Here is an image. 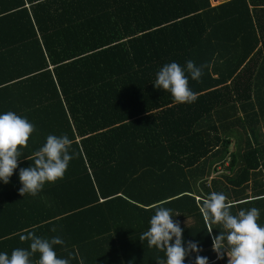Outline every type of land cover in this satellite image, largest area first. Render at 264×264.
I'll list each match as a JSON object with an SVG mask.
<instances>
[{"label": "trees", "instance_id": "obj_1", "mask_svg": "<svg viewBox=\"0 0 264 264\" xmlns=\"http://www.w3.org/2000/svg\"><path fill=\"white\" fill-rule=\"evenodd\" d=\"M188 60L206 67L189 77L198 98L178 104L153 83ZM263 78L264 0H0V114L36 128L0 181V252L28 248L20 237L34 232L61 238L58 257L76 264H156L165 253L139 239L163 204L180 214L185 247L227 264L212 250L222 226L209 235L200 206L222 192L264 226ZM64 134L76 153L64 177L21 196L20 169Z\"/></svg>", "mask_w": 264, "mask_h": 264}, {"label": "clouds", "instance_id": "obj_2", "mask_svg": "<svg viewBox=\"0 0 264 264\" xmlns=\"http://www.w3.org/2000/svg\"><path fill=\"white\" fill-rule=\"evenodd\" d=\"M205 67L192 60H188L185 67L177 62L165 64L156 73L154 87L169 92L178 104L193 103L198 96L189 87V77L199 82ZM34 131L35 126L25 117L13 111L0 114V181L4 184L9 183L18 168L20 149L27 146ZM72 144L73 140L67 134L48 135L46 143L33 153L32 165L19 171L20 195L36 197L46 183L62 179L76 155L71 151ZM231 208L232 204L222 192H212L200 206L208 234H212L213 224L221 225L223 229L219 235L212 236V250L217 259H224L226 255L228 264H264V226L258 223L259 210L252 207L233 214ZM178 215L163 204L157 205L149 221L150 227L139 240L147 241L149 247L165 253L166 259L157 258L156 264H184L185 258L193 252L197 253L195 264H209L208 257L199 255L203 249L198 241H189L187 247L184 246L183 229L173 220ZM20 239L30 242L29 247L15 248L10 255L0 252V264H70L69 259L59 258L55 251L56 245L64 244L59 237L49 239L29 232ZM36 253H39V259L34 261Z\"/></svg>", "mask_w": 264, "mask_h": 264}, {"label": "crops", "instance_id": "obj_3", "mask_svg": "<svg viewBox=\"0 0 264 264\" xmlns=\"http://www.w3.org/2000/svg\"><path fill=\"white\" fill-rule=\"evenodd\" d=\"M225 1V0H224ZM221 2H223V1H221ZM220 3V2H219ZM258 84H263L262 85V87H260V88H258L257 90H256V92H255V94H257L258 93V95H259V97L260 98H262L261 100L263 101L264 100V98H263V90H264V78H263V80L261 81V82H259ZM256 103V102H255ZM262 105H264V103L262 104ZM256 106L257 105H255V110H257L256 109ZM259 110L261 111H263L264 110V108H262V109H260L259 108ZM264 114V113H263ZM257 128H259L258 129V131H259V133H260V135H261V137H264V124L263 123H261L260 125H259V127H257ZM224 166L223 167H219V166H217V172H215L214 171V173H212L211 174V178L212 177H215L218 173H220V178H221V180H223L224 181V179H223V174H221V173H223V171H224ZM220 170V171H219ZM250 185H249V187L246 189V193L247 194H249V197H251L250 196V193H251V183H249ZM261 184L262 185H258V186H263L264 185V177H263V179H262V181H261ZM3 197H0V199H2ZM4 198H8V194L7 195H4ZM250 199H253L252 197L250 198ZM24 212H26V211H24ZM13 214V213H12ZM13 216H14V214H13ZM11 222H12V220L11 219H8V220H6L4 223H5V226L4 227H2V228H4V229H7V228H13V225H11ZM226 259H227V264H228V258H227V256H226ZM69 261H70V264H76L75 262H72V259H69ZM83 264V263H82Z\"/></svg>", "mask_w": 264, "mask_h": 264}, {"label": "rangeland", "instance_id": "obj_4", "mask_svg": "<svg viewBox=\"0 0 264 264\" xmlns=\"http://www.w3.org/2000/svg\"><path fill=\"white\" fill-rule=\"evenodd\" d=\"M221 1H224V0H215V3H219V2H221Z\"/></svg>", "mask_w": 264, "mask_h": 264}]
</instances>
